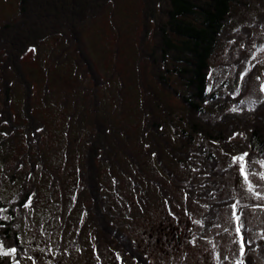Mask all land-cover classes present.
I'll list each match as a JSON object with an SVG mask.
<instances>
[{"label":"rangeland","instance_id":"1","mask_svg":"<svg viewBox=\"0 0 264 264\" xmlns=\"http://www.w3.org/2000/svg\"><path fill=\"white\" fill-rule=\"evenodd\" d=\"M39 1H34L27 14L42 19L47 12L36 11ZM83 1L68 0L58 13L61 18L76 14L75 29H64L68 38L55 36L27 52L24 49L19 53L23 55L19 62L14 59L21 44H12L8 49L2 41L11 61L7 60L5 68L0 54V111L6 108L2 107L6 89L11 97L9 109L16 116L15 129L0 123V202L8 211L18 208L24 176L33 170L31 187L26 183L31 188L29 207H23L15 216L14 227L19 232L16 259L20 264H131V259L125 258L128 263L116 259L117 254L124 255V248H109L108 239L115 240L104 228L87 223L86 211L91 206L86 202L90 198L85 200L80 195L84 189L78 180L81 171L82 176L98 175L107 211L124 221L123 225L115 224L122 230L121 238L132 240L125 255L141 256L144 253L140 248H146L150 264H180L179 260L183 264H235L230 248L239 256V244H232L233 239L238 240L237 222L228 223L233 204L238 205L236 212L246 225L241 229L246 248L253 242L264 247V209L254 207L264 201L249 198L238 164L229 167L231 157L222 152L224 141L217 147L195 136L192 146L181 140L183 130L188 131L186 105L181 97L186 89L184 81L170 75L168 86L153 79L157 70L164 73V69L162 63L154 68L150 59L160 40L155 26L147 27L148 0H97L92 13L77 20ZM239 1L247 6L233 4L231 22L210 60L208 80V88L219 97L218 101L232 102H225L222 108L207 106L204 115L208 118L236 113L242 106L249 109L264 98L259 90L264 84V23L258 26L263 20L259 17L264 0ZM48 2L50 9L58 5L57 0ZM21 4V0H0V34H13L2 32L3 25L23 20ZM48 19L54 22L53 17ZM247 29H251L250 34ZM24 33L19 32L17 37ZM241 73H245L243 79ZM162 75L165 78V73ZM28 89L33 122L43 125L40 136L31 141L25 139L28 122L22 116ZM155 118L162 123L161 135L149 131L146 146L144 126L147 122L153 124ZM151 129L155 131L154 124ZM96 138L106 152L91 167L90 157L81 160L88 142ZM200 149L215 155L218 167L204 161L197 154ZM167 150L194 156L193 168L176 163ZM256 164L251 165L252 171L264 172ZM224 170L226 174L220 177L211 174ZM250 179L258 187L264 185L258 176ZM184 182H196L198 192H183L177 186ZM213 189L216 203L232 200V204L226 209H210L204 195ZM124 211L131 218L126 219ZM169 211L175 218L168 215ZM176 216L200 220L201 225L180 223ZM171 218L180 238L171 241L151 234L149 221L167 222ZM94 227L99 237L92 243L93 232L90 237L88 234ZM193 236L194 244L188 243ZM91 244L93 263L88 261L90 254L83 257L80 253ZM132 246L140 248L133 252ZM159 250L171 252L162 256L164 252L160 254ZM224 255L229 259L224 260ZM250 257L264 264V251L257 254L262 262L254 255Z\"/></svg>","mask_w":264,"mask_h":264},{"label":"trees","instance_id":"2","mask_svg":"<svg viewBox=\"0 0 264 264\" xmlns=\"http://www.w3.org/2000/svg\"><path fill=\"white\" fill-rule=\"evenodd\" d=\"M34 1L37 0H21L22 4L20 6V15L23 20L18 24L16 22L3 25L2 32L13 33L0 34L1 37L2 35L4 36V38H0V46H2L0 51H3L4 54L2 52H0V54L4 57L2 65L5 68H7V60L9 61L10 59L11 61V57L8 55V51L4 45H6L9 49L12 44H21L17 54L21 53L24 49H26L25 52H27L28 50L38 47L39 44L47 38L55 36L68 38V34H65L66 30L64 29L69 30V28H74L76 25V21L74 20L76 17L75 13L73 15H67L65 18H61L58 15L59 11H61L64 4L68 2V0H57L58 5L55 4L51 9L47 7L48 4L50 5L48 2L49 0H40L41 2L39 1L40 3L38 2L39 4L36 6V11L43 10L47 12L45 17L42 19L35 17V15L31 16V14H27L29 13L27 12L30 9L29 7L34 3ZM96 2L97 0H90V3H88L87 0H84L82 2L83 9L80 11L81 16L77 17V20H81L82 18L84 19L85 16L87 17L91 14L92 12H90V10L94 9V4H96ZM233 4L244 7L247 6L245 2L239 0H148L146 13L149 18L148 24H150V26L146 25L148 28L152 29H154L155 26V35H157L160 40V43L156 48L157 51L152 53L150 59L151 63L155 64L154 68L162 63L165 73L164 78L162 75L164 73H160V71L157 70L153 79L163 81L167 86L170 82L167 75L172 76L174 79H181L182 83L184 81L183 86L186 89V95L181 97L186 105L185 123L188 131L183 130L184 135L182 134L183 137H181V140L186 142L189 146H192L194 143L193 137L195 136L217 147L222 146L221 143L224 141L226 146L222 148L223 154L231 157L233 155H240L243 152H248L250 154L249 158L253 157V161H260L264 160V98L261 99L259 103L250 106L249 109L246 106H242L236 113L224 112L216 119H213L215 117L208 118L204 115L207 106L222 108L225 102H232V100L226 101L224 99L223 102L218 101L219 97L212 94L208 88V80L212 72L210 60L215 54L217 46L221 40V34L231 22ZM50 13H52V15H49ZM260 15L259 19L263 20L260 24H258V26H261V24L264 23V11L261 12ZM34 17L37 18L36 22L33 19ZM50 17H53L54 22L50 23V20L48 19ZM22 31L25 33L18 38L17 36H19V32ZM247 33L250 34L251 29H247ZM2 41H4V45L2 44ZM22 56L23 55L19 54L18 58L14 59V61L19 62V57ZM90 72L89 73L92 77L96 76L93 70ZM29 92L30 91L28 89L22 116L28 122V128L24 131L25 139L31 141L32 138H37V135L40 136L43 125L37 121L33 122L34 116L32 114ZM4 106H6V108L0 111V123L5 122L7 126H11L15 129L16 116L9 109L11 106V97L6 89L2 100V107ZM153 124L155 131L151 129ZM153 124L147 122L144 126L143 137L147 140L145 143L146 146L149 145V140L146 137V134L149 133V131H153L155 134L161 135L160 127L162 126V123L155 118ZM108 130L110 131V129ZM3 131L6 133V129ZM30 132L32 137L30 136ZM233 133L243 135H236L233 139H229ZM32 141H35V144H38L36 143L37 139ZM99 142L98 138L94 141L88 142L89 145L87 151L83 154L81 160L83 161L86 157H90L88 163L91 167H93L94 164H96L97 159L102 155H105L106 152V148H104L101 143L99 144ZM231 146H234V149H232ZM167 151L176 163L189 169L193 168L192 160L194 159V156H190L189 153L180 154L175 150ZM196 152L197 151H193L192 153ZM197 154L200 155L204 161L206 160L211 163L213 168H216L218 160L215 158V155L206 151H201V149L197 152ZM198 162H200V160H198L197 163ZM256 165L260 167L259 163ZM32 166L35 165L32 164ZM31 174L33 175V170L28 171L24 176L23 183L21 185L18 208L8 211L6 205L0 202V208L6 209V211L0 212V217H9L7 220L0 219V224L3 225V227H0V243H2L5 248H9L10 246L16 248L18 247L19 232L15 229V225L17 224H15V216L17 211H20L24 207V204L28 202V197L31 195V188L27 185L29 184L31 187ZM211 174L213 177H220L225 175L226 171H218L217 173L211 172ZM96 177L94 175L82 176L81 171L78 178L81 184H84V189L81 190L80 194L81 197L85 198V200L90 198L88 200L89 202L86 201L87 204L91 206V208L86 211L87 223L91 222L93 225L95 223L96 226H99V228H104L118 244L117 245L112 239H108V247L117 251V247L121 246L124 248V252L126 253V251L129 250L128 247L131 245L132 240H124L120 237L122 230L120 226L115 224V222L118 223V225H123L122 223L124 221L117 220L113 217L114 213L107 211L105 198L101 193L102 185L98 179V175H96ZM183 184L181 186H177L183 192L188 193V190L193 192V194L198 192L199 186L196 182L193 184L191 183L192 185H185L186 182ZM23 187L27 190V193L25 192L26 190L22 189ZM213 191L214 189L209 194L204 195V199L207 202L206 205L210 209H226L232 204V200L216 203L213 198V194L215 196V192ZM161 192L164 196H167V192L163 190ZM213 216L215 217L216 215ZM124 217L126 219L131 218L126 211H124ZM176 219L181 223L186 222L187 224H193L190 219L184 220L183 218L177 216ZM91 232H93L92 243H95L96 237H99L97 236L99 235V231L97 230V227H94L93 230L91 229L89 231V237L92 235ZM174 237L180 238V232L171 230L168 239L172 240ZM87 240L89 241V238H87ZM75 242L79 243L80 241L79 239H75ZM91 246L92 244L86 247V252L80 253L83 257L90 254L88 261L93 263L94 257H92V255L95 254H93ZM136 247L132 246L131 249L133 252H136ZM137 248L139 249L140 247L138 246ZM263 251L264 247H259L257 242H253L252 246L247 248L245 247V257L247 255L246 264H257V261L251 258L250 255L257 257L258 252L262 254ZM143 252H145L144 254L147 256L146 249ZM120 254L122 255V262L128 263L125 256L129 255L124 256L123 253ZM73 255L74 254H71V256ZM130 256V258H132L133 255ZM11 259V257H0V264H13ZM259 261L262 262L260 259Z\"/></svg>","mask_w":264,"mask_h":264},{"label":"snow or ice","instance_id":"3","mask_svg":"<svg viewBox=\"0 0 264 264\" xmlns=\"http://www.w3.org/2000/svg\"><path fill=\"white\" fill-rule=\"evenodd\" d=\"M244 75L245 73H241L242 79ZM257 79H259V77H257ZM259 90L260 92L264 93V84L260 85ZM235 110L236 109H232V111H235ZM236 135H243V134L233 133V135L229 137V139H233ZM249 157H250V154L248 152H243L240 155H233L231 156V162L229 164V167H232L233 165L238 164L239 175L243 177L244 185L246 186V191L249 194V198L255 199L257 201H264V185H260L258 187L254 183V181L250 179V177L258 176L260 181H264V172L257 173V172L252 171V168H251V165L254 163H259L260 167L264 168V160L253 161ZM31 199L32 197L29 196L28 197L29 202L31 201ZM165 203L167 204V201ZM24 207L25 208L29 207V204L25 203ZM237 207H238L237 204L231 205L232 211L230 215L228 216V223L231 224L233 221L237 222L236 227H235V236L238 237V240L233 239L232 244H235V243L239 244V256H235V252L231 248H230V251H232V254L235 257V264H245L243 257L245 256L246 239H245V236L241 234V229L245 228L246 225L241 220V216L237 214L236 212ZM243 207H246V205ZM254 207L264 209V204H256L254 205ZM4 211H6V209L0 208V212H4ZM168 215L173 216V218H175L174 214L171 211H169ZM189 218L191 219V217ZM0 219L7 220L9 219V217L3 216V217H0ZM192 223L196 225H201L200 220H192ZM214 226L219 227V224H215ZM0 227H3V225L0 224ZM224 231L229 232L231 234L229 228H225ZM195 239H196L195 236H193L192 240H189L188 243L194 244ZM250 242H251L250 240L247 241V243H250ZM209 243H211V241H209ZM213 248H215V245L213 246ZM41 251H43V249H41ZM16 254H17L16 247L5 248L4 245L0 243V257H12L13 264H20L19 260L16 259ZM217 258L219 259L220 257H217ZM29 259H31V257H29ZM116 259L121 260V257L119 254H117ZM223 259L228 260L229 257L227 255H224Z\"/></svg>","mask_w":264,"mask_h":264},{"label":"flooded vegetation","instance_id":"4","mask_svg":"<svg viewBox=\"0 0 264 264\" xmlns=\"http://www.w3.org/2000/svg\"><path fill=\"white\" fill-rule=\"evenodd\" d=\"M177 220V219H176ZM151 223L149 224V226H151V234L153 235V233H154V235L156 236H158V235H162V236H165L167 239H168V237H169V234H170V231L171 230H176L177 232H178V227L176 228L175 226H174V222H173V219L171 218V220H169L168 222H162V221H160V220H158V221H150ZM181 223V222H180ZM153 226H154V228H153ZM152 228H153V230H152ZM175 238V237H174ZM172 239V240H175V239ZM169 240V239H168ZM171 240V241H172ZM169 244V243H168ZM169 245H172V244H169ZM179 244L177 243L176 245H175V250H176V247L178 246ZM141 250H143V251H145V249L146 248H140ZM139 249L136 247V252L138 251ZM142 251V252H143ZM160 254L162 253V252H164V254L165 255H167L168 253H170L171 251L170 250H164V251H158ZM177 252V251H176ZM143 253H145V252H143ZM164 254H161L162 256H165ZM146 255H144V254H142L141 256L139 255V256H136V255H133L132 256V258H130L131 256H125L128 260H130L131 261V264H150L149 262H150V259H149V257L148 256H146ZM101 261V260H100ZM179 263L180 264H183V260H179Z\"/></svg>","mask_w":264,"mask_h":264}]
</instances>
